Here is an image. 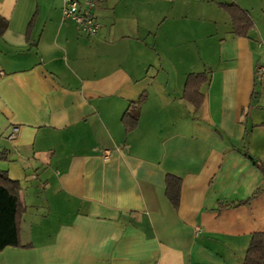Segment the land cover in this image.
<instances>
[{
  "label": "crops",
  "instance_id": "0c3cea01",
  "mask_svg": "<svg viewBox=\"0 0 264 264\" xmlns=\"http://www.w3.org/2000/svg\"><path fill=\"white\" fill-rule=\"evenodd\" d=\"M96 1L88 37L63 0H0V170L20 184L28 246L0 264H243L264 193L221 206L264 189V31L236 37L225 6L254 22L258 0ZM194 73L209 76L198 110Z\"/></svg>",
  "mask_w": 264,
  "mask_h": 264
},
{
  "label": "trees",
  "instance_id": "16d2710c",
  "mask_svg": "<svg viewBox=\"0 0 264 264\" xmlns=\"http://www.w3.org/2000/svg\"><path fill=\"white\" fill-rule=\"evenodd\" d=\"M230 14L234 34L239 38H249L253 29L254 22L251 17L234 2L225 6ZM8 27L5 19L0 18V34H3ZM209 81L206 73L190 74L187 78L184 99L196 110L204 104L205 97L201 88ZM147 95H143L134 109H129L124 115L123 122L127 131L136 128L139 121V113ZM264 171V168H262ZM182 182L180 178L169 175L167 177L166 195L172 205L178 208L181 198ZM264 193V189L257 190L249 199L231 204H222L221 209L241 206L249 203L258 195ZM24 211V205L20 198V184L10 179L5 171L0 170V252L8 247L28 248L21 244V219ZM243 264H264V233H256L252 236L250 246L246 252Z\"/></svg>",
  "mask_w": 264,
  "mask_h": 264
},
{
  "label": "built area",
  "instance_id": "2783aa9c",
  "mask_svg": "<svg viewBox=\"0 0 264 264\" xmlns=\"http://www.w3.org/2000/svg\"><path fill=\"white\" fill-rule=\"evenodd\" d=\"M63 17L75 22L78 30L88 37H95L101 30V24L97 21L93 14L96 6V0H85L82 5L78 0H63ZM257 79L264 80V66L257 69ZM19 133V128H14L9 136V140H15ZM112 154L110 151L103 152L106 161L110 160Z\"/></svg>",
  "mask_w": 264,
  "mask_h": 264
},
{
  "label": "rangeland",
  "instance_id": "374dc122",
  "mask_svg": "<svg viewBox=\"0 0 264 264\" xmlns=\"http://www.w3.org/2000/svg\"><path fill=\"white\" fill-rule=\"evenodd\" d=\"M255 7V10H253L252 16L254 19V27L257 26V28L264 31V0H258L257 4L253 5ZM263 44L261 51H258L260 54L263 52V54L260 55L259 60L264 64V42H260ZM262 84H259L258 86V97L264 99V87L261 86ZM260 94V95H259Z\"/></svg>",
  "mask_w": 264,
  "mask_h": 264
}]
</instances>
